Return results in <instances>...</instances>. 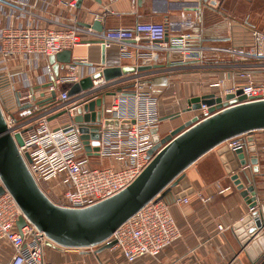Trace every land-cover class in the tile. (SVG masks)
Segmentation results:
<instances>
[{"label":"built area","instance_id":"2783aa9c","mask_svg":"<svg viewBox=\"0 0 264 264\" xmlns=\"http://www.w3.org/2000/svg\"><path fill=\"white\" fill-rule=\"evenodd\" d=\"M78 2L67 0L60 4H64L69 12L77 8ZM53 6L54 0H0V110L8 134L14 140L18 136L22 140V145L17 144L18 152L25 160L29 155L31 162H27V166L34 180L59 207L85 209L131 186L160 151L150 155L154 147L151 131L160 127L163 118L178 112L161 113L159 95L163 89L153 83L158 72L135 71L111 81L95 79L90 90L70 96L74 85L103 73L106 67L102 64L72 65L66 67L68 72L65 75L60 73L59 78H55L49 63L50 56L72 51L78 46H89L93 42L105 50L118 46L123 58L132 61L135 68L153 66L163 55L176 52H179V65H202L206 53L227 54L231 62L208 67L226 68L228 77L204 82L203 92L223 99L227 95H234L235 100L244 97L228 108L264 101L263 31L252 30L250 41L245 44L205 47L200 44L199 34H183L165 41L167 31L162 23H138L132 28L109 29L102 33L91 27H82L70 14L67 23L51 21L45 15ZM76 62L88 63L86 60ZM201 65L198 68L204 69ZM228 80L232 84L227 87ZM46 84L51 85L44 90L39 88ZM239 91L241 94L237 95ZM51 93L56 94L55 104L48 106L46 102ZM107 93L114 95L106 96ZM104 96L105 102L97 105ZM175 98L179 102L182 99L180 95ZM29 105L34 113L19 119L18 112ZM90 105H93L92 110ZM63 111L66 114L58 117ZM195 112L199 122L214 115L209 113L206 105H201ZM63 117L66 118L63 123L51 127V123ZM77 117L81 122L76 121ZM108 123L113 126L107 127ZM123 125L126 128H122ZM82 127L88 129L86 135L90 138L91 156L81 139ZM95 133L99 134L98 152L94 151L91 138ZM243 136L232 138L223 145L232 153L239 149L244 151L248 149V142ZM252 158L231 173L238 174L246 187L252 185L249 178L254 167ZM93 159L109 165H93ZM231 190L229 186L220 192ZM49 194H54L56 199L53 200ZM201 200L209 202L211 198ZM189 201L187 196L152 200L121 225L108 241L115 242L113 248L122 254L127 264H134L145 257L158 258L181 238L171 213L172 207L186 205ZM20 217L27 224L19 231L17 222ZM249 217L254 225L262 222L259 204L249 208ZM218 230L223 232L225 228L219 225ZM48 242L46 235L24 216L8 191L0 195V247L10 253L7 264H54L44 255ZM88 249L93 251L95 248ZM245 251L243 247L233 261ZM251 264H264V249L255 260H251Z\"/></svg>","mask_w":264,"mask_h":264},{"label":"crops","instance_id":"0c3cea01","mask_svg":"<svg viewBox=\"0 0 264 264\" xmlns=\"http://www.w3.org/2000/svg\"><path fill=\"white\" fill-rule=\"evenodd\" d=\"M66 1L54 0V6L45 16L51 21L67 23L70 14L82 27L92 29L95 21H99L104 31L132 28L138 23H162L167 31L165 41H171L183 34H199L201 35L200 44L205 47L224 48L245 44L250 41L252 30L264 32L253 19H249L246 10L247 7H254L256 2L264 5V0H116L114 2L81 0V4L69 12L64 4H60ZM259 15V12L256 13L255 20L260 18L257 17ZM72 59L86 60L93 65L101 64L102 47L97 44L78 46L72 50ZM104 59L106 68L133 65L132 61L123 58L118 46L106 49ZM231 61V57L227 54L206 53L203 56L202 65L200 64L205 67L202 69L195 63L179 65V52L163 55L159 63L153 65L156 68L151 71L158 72L153 77V83L163 89L159 95L160 111L162 103L176 99L173 94H178L179 97V90H182L184 94L182 97L186 103L183 109H187V102L191 99L207 95L202 88L204 82L195 83L193 80L197 79L200 73L209 76V79L228 77L226 68L214 69L208 66ZM67 72L68 70L65 69L61 71V74L65 75ZM187 80L192 81L186 84ZM231 84L229 80L226 82L227 87ZM183 109L180 108V110ZM196 115L195 111L186 112L177 119L165 122L173 126L171 130L173 131ZM65 119L63 117L57 122L63 123ZM160 133H162L161 129ZM250 136L254 138L258 151L251 153L245 148L243 153L246 160L254 155L258 156L259 175L252 171L249 173V178L257 190L259 204H264V131L244 135L243 139ZM221 147L200 158L185 173L194 192L186 195L190 200L188 204L174 206L171 209L180 229L181 238L164 250L158 258L145 257L134 264H251V260H255L246 250L236 261H233L243 250L242 242L234 226L249 216L250 207L234 186L231 174L226 172L221 162V156L218 154ZM93 161L102 163L101 167L109 165L107 162L94 159ZM229 186L232 187L231 191L220 192L221 189ZM170 197L171 195L168 196ZM208 197L211 198L209 202L201 200ZM219 225L225 228L223 232H219ZM97 250L98 248L92 251L48 246L44 255L54 264H127L117 249H106L96 255ZM9 255L10 253H6L0 247V264H7Z\"/></svg>","mask_w":264,"mask_h":264},{"label":"water","instance_id":"95a60500","mask_svg":"<svg viewBox=\"0 0 264 264\" xmlns=\"http://www.w3.org/2000/svg\"><path fill=\"white\" fill-rule=\"evenodd\" d=\"M78 4H81L79 0ZM93 29L104 32L99 21H95ZM167 36V35H166ZM167 38H165L166 40ZM92 44H97L93 42ZM105 49L102 47L101 64L105 65ZM49 63L54 71L55 78H59L61 71L72 65H91L90 63H78L72 59V51H64L56 56L49 57ZM154 66L112 67L106 68L103 73H97L92 77L83 79L79 84L70 89V96L85 92L93 87V80L104 78L106 81L119 79L135 71L150 72ZM51 84H46L40 89H47ZM119 91V90H118ZM241 91L237 93L240 95ZM45 94H43L44 96ZM114 93H107L112 96ZM99 100L97 105L105 102V97ZM55 93L47 99L48 106L55 104ZM238 100L234 95L216 97L215 94L203 95L188 101L187 109L177 114L163 118L162 121L179 118L183 113L197 111L201 105L209 107V113L214 114L209 119L199 122L197 117L174 129L169 135L162 137L160 128L151 131L154 144L150 155L159 153L154 157L147 168L136 181L116 196L85 209H66L55 205L51 199L41 190L31 175L27 162H31L29 155L26 160L18 152L17 144L22 145L18 136L16 140L8 134L4 118L0 110V178L4 187L0 188V195L8 191L17 202L24 216L36 228L48 238L49 247L58 249H88L98 248L96 255L106 249L114 247L115 242H109L115 231L127 220L139 212L152 200H162L168 196L183 198L194 192L191 184L185 176L186 171L200 158L209 152L223 146V144L235 137L264 131V101L238 105L228 108ZM42 106L43 103H38ZM31 108V105L26 107ZM93 105H90L92 110ZM221 112L217 113V111ZM61 112L58 117L65 115ZM89 116L86 117V120ZM53 120V117L49 119ZM81 122V118H76ZM112 123L107 127L111 128ZM116 126V124H115ZM122 128H126L125 125ZM81 139L89 156L92 155L89 146L88 129L82 127ZM94 151H99V134L91 137ZM248 151L257 153L254 138H247ZM221 162L228 174L238 171L239 167L246 164L243 150L232 153L227 146L218 150ZM258 158L251 159L254 165L253 171L259 175ZM231 180L234 186L246 200L250 208L259 204V197L254 185L246 187L238 174H232ZM263 216L262 222L254 225L250 217H245L234 226V230L246 248L252 259H256L264 249V204H259ZM26 220L20 217L17 228L20 231L26 225ZM258 240V241H257ZM253 246V247H252Z\"/></svg>","mask_w":264,"mask_h":264},{"label":"rangeland","instance_id":"374dc122","mask_svg":"<svg viewBox=\"0 0 264 264\" xmlns=\"http://www.w3.org/2000/svg\"><path fill=\"white\" fill-rule=\"evenodd\" d=\"M263 9H264V5L259 3V2H256L254 3V7L253 6H250V7H247V14L249 16V19H253V21L255 22L256 25H258L259 28H261L262 30H264L262 27H264V12H263ZM260 13L259 16L257 17H260L259 19L255 20V15L256 13ZM210 79H209V76L207 75H204V73H200L199 74V77H197V79L193 80L195 83H198V82H208ZM182 81V80H181ZM192 80H187L186 81V84H189ZM184 82H185V79H184ZM185 84V83H184ZM188 87V85H186ZM174 92V91H172ZM179 93H180V97L182 98L179 101H176V99H170V100H167L166 102L162 103L161 105V112L163 115H168L169 113H175V112H178L180 110V108L183 109V107L185 106V102H184V98L182 96H184L182 90L180 91L179 90ZM178 94H173L174 98L175 96H177ZM165 100V99H164ZM34 113V109L33 108H29V109H25L23 111H19L17 116L19 119H22V118H25V117H28L30 116L31 114ZM60 124V122H53L51 123V127H56ZM161 129V136L162 137H165L167 135L170 134L171 130L173 129V126H171L169 124V122H165L163 121L161 126L159 127ZM163 129V131H162ZM93 165H96V166H103L102 163H99V162H96V161H93ZM50 195V194H49ZM50 197L54 200L56 199V196L54 194H51Z\"/></svg>","mask_w":264,"mask_h":264}]
</instances>
